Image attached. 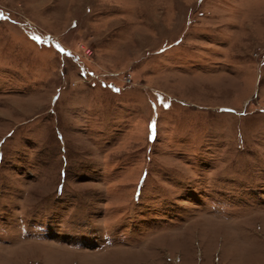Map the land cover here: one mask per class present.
<instances>
[{
	"label": "rangeland",
	"instance_id": "rangeland-1",
	"mask_svg": "<svg viewBox=\"0 0 264 264\" xmlns=\"http://www.w3.org/2000/svg\"><path fill=\"white\" fill-rule=\"evenodd\" d=\"M0 264H264V0H0Z\"/></svg>",
	"mask_w": 264,
	"mask_h": 264
},
{
	"label": "snow or ice",
	"instance_id": "snow-or-ice-1",
	"mask_svg": "<svg viewBox=\"0 0 264 264\" xmlns=\"http://www.w3.org/2000/svg\"><path fill=\"white\" fill-rule=\"evenodd\" d=\"M153 127H154V125H153Z\"/></svg>",
	"mask_w": 264,
	"mask_h": 264
}]
</instances>
